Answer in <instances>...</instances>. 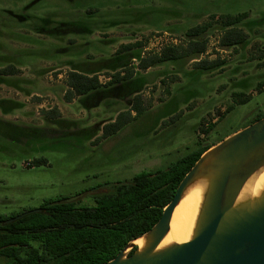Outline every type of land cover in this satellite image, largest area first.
Segmentation results:
<instances>
[{"label": "rangeland", "instance_id": "374dc122", "mask_svg": "<svg viewBox=\"0 0 264 264\" xmlns=\"http://www.w3.org/2000/svg\"><path fill=\"white\" fill-rule=\"evenodd\" d=\"M242 11L248 13L238 24L247 34L243 44L221 46L222 29L215 22L202 36L208 39L203 56L223 61L214 70H196L194 60L164 62L145 72L136 69L114 94L64 98L66 73L76 63L112 57L126 43L144 46L153 34L185 42V30L211 13ZM40 17L48 21L43 24ZM59 25L54 35L44 32ZM143 46L129 53H149ZM124 60L137 63L132 54ZM7 63L19 73L0 84V99L18 108L0 110V118L39 128L42 138L28 145L24 137L20 145L0 139V217L81 194L72 202L91 205L94 194L113 190L117 181L166 168L197 141L217 142L264 114V0H0V66ZM110 73H98L102 83ZM128 83L141 84L146 110L114 135L95 140L89 134L99 135L97 127L129 108ZM238 92L248 100L236 103ZM229 105L234 108L218 119ZM53 107L72 125L57 128L46 121L45 111ZM202 124L210 127L207 133ZM42 156L47 163L33 165Z\"/></svg>", "mask_w": 264, "mask_h": 264}, {"label": "trees", "instance_id": "16d2710c", "mask_svg": "<svg viewBox=\"0 0 264 264\" xmlns=\"http://www.w3.org/2000/svg\"><path fill=\"white\" fill-rule=\"evenodd\" d=\"M247 16L246 11L219 15L211 13L207 21L185 30V42L181 40L178 44L162 47L158 52L140 55L129 53L144 44L142 41H135L120 45L112 57L76 63L66 73L67 88L64 98L68 102L75 97L83 101L96 95L105 97L108 93L114 94L117 92V85L129 82L136 69L145 71L164 62L194 60V69L214 70L223 61L218 57H200L207 48L208 39L203 38V34L215 22L222 29L219 37L221 46L243 44L247 34L238 24ZM40 19L43 24L48 21L44 17ZM22 21L18 18V22ZM62 25L45 28L44 32L54 35ZM130 54L133 59L137 57V63H126L124 59ZM102 70L112 71L105 83L98 78V73ZM18 73L19 68L13 63L0 66V84L9 83L8 77ZM130 84L124 88L127 95L133 94L129 108L119 111L114 119L97 127L99 135L92 133L89 136H95L98 141L110 137L144 113L146 107L139 94L141 84L137 87ZM258 85L261 86V83ZM235 96L238 98L236 103H244L249 98L243 92L235 93ZM16 108L18 105L14 101L0 99V110L3 113ZM233 108L234 105L226 107L218 115V119ZM263 116L264 114L256 115L244 126ZM44 118L57 128L72 125L71 121L60 117L57 107L46 110ZM94 127L91 126V129ZM87 130L89 128L82 129L85 132ZM200 130L207 133L210 127L204 128L202 124ZM19 137L27 139V145L42 138L39 128L17 125L0 118V139L20 145ZM217 142L197 141L194 149L166 168L140 171L127 181H117L113 190L94 194L91 205L77 206L74 202H63L64 198H59L43 202L40 205L42 212L27 214L8 224L3 221L13 216L0 217V260H3V264H100L114 258L128 242L148 231L158 221L185 173L205 150ZM32 162L33 165H38L47 163V159L42 156Z\"/></svg>", "mask_w": 264, "mask_h": 264}, {"label": "water", "instance_id": "95a60500", "mask_svg": "<svg viewBox=\"0 0 264 264\" xmlns=\"http://www.w3.org/2000/svg\"><path fill=\"white\" fill-rule=\"evenodd\" d=\"M263 167L264 116L205 150L179 182L158 221L100 264H264V187L255 195H242L248 180ZM195 183L203 186V193L190 238L159 247L174 208ZM42 211L33 208L3 222ZM141 237L144 243L139 246L135 240Z\"/></svg>", "mask_w": 264, "mask_h": 264}, {"label": "bare ground", "instance_id": "6f19581e", "mask_svg": "<svg viewBox=\"0 0 264 264\" xmlns=\"http://www.w3.org/2000/svg\"><path fill=\"white\" fill-rule=\"evenodd\" d=\"M264 187V167L253 175L246 183L242 195L249 193L257 194ZM203 186L195 183L190 185L184 192L179 203L174 208L169 230L162 239L159 247L170 242H183L190 238L195 226L196 218L202 201ZM135 243L142 246L144 239L138 238Z\"/></svg>", "mask_w": 264, "mask_h": 264}, {"label": "built area", "instance_id": "2783aa9c", "mask_svg": "<svg viewBox=\"0 0 264 264\" xmlns=\"http://www.w3.org/2000/svg\"><path fill=\"white\" fill-rule=\"evenodd\" d=\"M181 42V39L178 37H172L170 35H167V33L165 34H153L151 37L147 38V43L146 45L143 46V49L145 50H150V52H158L160 51V49L164 46L167 45H174V44H178ZM149 45H152V48H149ZM207 49L206 51L200 55V57H204V54H207ZM143 55V54H142ZM214 58H216L217 56L214 55ZM98 78L100 80V82H102L101 80V76L98 75ZM107 79H109V77H107Z\"/></svg>", "mask_w": 264, "mask_h": 264}, {"label": "crops", "instance_id": "0c3cea01", "mask_svg": "<svg viewBox=\"0 0 264 264\" xmlns=\"http://www.w3.org/2000/svg\"><path fill=\"white\" fill-rule=\"evenodd\" d=\"M151 68V67H150ZM149 69V68H148ZM146 71V70H145ZM145 71H143V72H145Z\"/></svg>", "mask_w": 264, "mask_h": 264}]
</instances>
